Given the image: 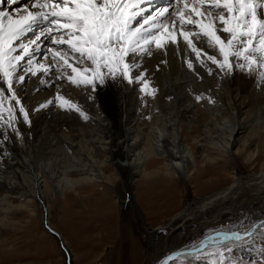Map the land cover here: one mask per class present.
Segmentation results:
<instances>
[{
  "label": "bare ground",
  "instance_id": "1",
  "mask_svg": "<svg viewBox=\"0 0 264 264\" xmlns=\"http://www.w3.org/2000/svg\"><path fill=\"white\" fill-rule=\"evenodd\" d=\"M31 2L32 0L19 2L21 13L26 8L31 10ZM173 6L174 0L171 1L170 11ZM15 7L11 9L13 14ZM164 7L166 6L163 4H151L144 8L158 11ZM191 30L185 28V31ZM32 37L33 34L29 33L24 42L27 43ZM177 39L180 41L179 48L168 43L165 51L156 49L153 45L151 56L137 58L140 67L133 69V75L144 72V80L148 81L147 88L142 81L129 83L120 76L113 79L106 75L103 84L97 81L93 87L59 79L61 72L28 75L24 83H17L15 80V76L23 72L14 74L13 83L20 103L14 105L11 127L0 128V160L14 170V179L19 178L26 186L32 196L30 200L36 198L39 201L43 217L48 219L44 220L47 229L57 232L49 223L47 195H52L55 199L64 198L68 191L84 181L101 180L107 172L106 168L111 166L116 170V177L120 179L126 193L120 200L138 214L139 209L134 198L138 202L146 198V193L140 191L141 183L150 184L151 187L162 184L168 190L170 183L182 175L199 179V168L216 163L220 156L206 152L209 145L223 152L229 151L237 155L238 159L243 158L257 167L253 173L245 175L240 166H235L232 178L224 174L229 183L219 189H215L213 185L214 189H208L210 193L189 203L170 220L186 222L200 216L204 217L206 223L220 226V223L215 222L225 215L231 224L215 229L201 240H194L191 244L174 249L157 264L165 261L169 254L171 255L167 264L173 259L198 264L200 253H212L218 243H228L224 239V236H231L228 233L239 231L243 234L246 229L257 232L255 242H264L260 235L264 233V227H258L264 222V157L261 156L259 145V137H264V115L260 119L253 118L261 110L264 113V81L260 79V72L264 69L259 66H254L251 71L244 68L245 71L240 74L237 71L240 68L235 66V58L231 70H222L204 57L201 59H205V64H201L196 60L195 54L185 46L182 37L178 36ZM194 42L209 55L221 58L217 50L210 48L202 40L194 38ZM51 46L50 42L42 40V54L37 53L34 63L50 62ZM42 56L47 57V61ZM188 59H192L195 70L188 68ZM128 62L131 63V59ZM72 63L76 67H91L86 61ZM209 68L211 72L208 71ZM63 74L72 75L70 69ZM0 85L7 87L2 74ZM57 94L71 100L76 108H62L60 101L56 99ZM7 95L10 94L6 93ZM198 96L205 105L207 102L221 105L217 111L209 112L218 135L212 133V127L206 123L204 117L201 119L203 136L200 141L202 155L199 160L193 147L184 141L181 127L184 122L200 120L196 118L201 109L195 105L199 100ZM148 100H153L154 117L141 124V107ZM48 101L54 102L49 104ZM21 105L28 113L27 119L19 111ZM8 106L10 101L6 100L4 107ZM2 119L8 120L6 111ZM77 170L89 174L85 177L72 176ZM195 170L199 173L196 174ZM174 174L179 178L175 179ZM107 179L111 181V178ZM199 186L201 191H207L202 185ZM9 187L13 191V187L19 188V184L9 182L2 190ZM30 200L22 203V206L32 207ZM3 201L0 200V211L5 215L0 218L1 224L8 222L7 213L18 207ZM2 202L6 205L2 206ZM115 205L112 201L100 208L110 211ZM250 206L256 209L253 211L254 217H248L245 221L246 213L239 212L242 209L246 211L248 207L250 209ZM59 235L63 237L61 232ZM156 235L157 230H154L147 233V238L153 243ZM239 249L248 252L247 247Z\"/></svg>",
  "mask_w": 264,
  "mask_h": 264
},
{
  "label": "snow or ice",
  "instance_id": "2",
  "mask_svg": "<svg viewBox=\"0 0 264 264\" xmlns=\"http://www.w3.org/2000/svg\"><path fill=\"white\" fill-rule=\"evenodd\" d=\"M4 3L16 7L15 14L0 8V74L7 85L6 88L0 85V128L11 127L14 105L20 103L13 83L18 71L23 74L15 76L17 83H24L28 75L61 72L59 79L77 85L95 87L97 81L103 84L106 75H110L129 83L142 81L147 88L144 72L133 75V69L140 67L137 58L151 56L153 45L165 51L168 43L179 48L178 36L201 64H205V59H201L204 57L222 70H231L235 58V66L241 69L251 71L254 66L264 69V0H174L172 11L168 7L146 10L142 5L150 0H32L31 10L26 8L23 13L19 0H0V4ZM29 33L33 37L25 43ZM194 38L217 50L221 58L203 51ZM42 40L52 45L51 60L34 63L37 53L42 54ZM42 58L47 61V57ZM70 60L87 61L91 67H76ZM187 66L195 70L192 59L187 60ZM69 69L72 75L65 76L63 73ZM260 79L264 81V70ZM56 99L62 108H76L64 96L57 94ZM6 100L10 101L7 108ZM5 111L6 121L2 119ZM19 111L27 119L22 105ZM258 227H264V222ZM256 235L254 229H246L243 234L237 231L224 236L228 243H218L209 254L214 257L212 264H245L242 258L232 260L229 254L238 248H250ZM260 235L264 239V233ZM261 255L264 256V244Z\"/></svg>",
  "mask_w": 264,
  "mask_h": 264
},
{
  "label": "rangeland",
  "instance_id": "3",
  "mask_svg": "<svg viewBox=\"0 0 264 264\" xmlns=\"http://www.w3.org/2000/svg\"><path fill=\"white\" fill-rule=\"evenodd\" d=\"M237 71L242 74L245 69L240 68ZM211 103L207 102L205 105L199 99L195 105L201 108L196 115L200 120L181 124L184 141L193 147L198 160L202 155L200 149L203 136L202 117L212 127V133L218 135L209 112L221 108V105ZM138 106L140 107L139 103ZM153 106V100H148L141 107L139 123L143 124L153 119ZM263 115L261 110L253 118L260 119ZM259 145L261 156L264 157V137H259ZM205 150L214 156L217 154L220 156L216 163L199 168V179L183 175L179 178L174 174L175 179H179L170 183L171 187L168 190H165L162 184L151 187L150 184L141 183L140 191L146 193V198L138 202V199L133 197L139 209L138 214L132 212L121 201L120 197H124L126 193L120 179L116 177V170L111 166L106 168L107 172L101 180L84 181L68 191L64 198L55 199L54 196L47 195L49 223L58 234L47 229L45 221L48 219H44L39 201L36 198L30 200L32 196L26 186L19 178H15V181L14 170L0 160V200L18 206L7 213L8 222L0 223V264H157L163 256L174 249L191 244L194 240H201L217 228H225L231 224L225 215L215 222L220 223V226L206 223L204 217L200 216L186 222L170 221L189 203L198 201L206 196V193H210V189H214L213 185L215 189H219L229 183L224 174L232 178L235 166H240L245 175L253 173L257 167L217 147L208 145ZM261 160L259 164L262 163ZM194 172L199 173L197 170ZM87 174L89 172L77 170L72 176L85 177ZM108 177L111 181L107 179ZM9 182L19 184V188L13 187V191L11 187L2 190ZM199 185L207 191H201ZM27 200L32 202V207L22 206ZM112 201L116 203L112 210L103 211L100 208ZM4 205L6 203L2 206ZM250 207L239 212L246 213L245 221L248 217L250 219L254 217L253 211L256 209ZM4 215L5 213L0 211V218ZM154 230H157V235L152 243V240L147 238V233ZM59 231L63 237L59 235ZM262 244L264 242L258 240L250 248L247 247L248 252L237 249L234 254L229 255L232 260L242 258L245 264L249 262L264 264V256L261 255ZM209 254L199 255L198 264H212L214 257ZM170 262L169 264H189V261L182 259H173Z\"/></svg>",
  "mask_w": 264,
  "mask_h": 264
},
{
  "label": "water",
  "instance_id": "4",
  "mask_svg": "<svg viewBox=\"0 0 264 264\" xmlns=\"http://www.w3.org/2000/svg\"><path fill=\"white\" fill-rule=\"evenodd\" d=\"M47 227V226H46ZM49 228V227H48ZM50 231H52V232H54L55 234H58L57 232H55L53 229H50ZM217 233H219V232H217ZM220 234H223V233H221L220 232ZM229 235H231V233H228ZM227 234V235H228ZM170 255L171 254H169L168 256H167V258H166V260L165 261H163L161 264H167V262H168V260H169V257H170Z\"/></svg>",
  "mask_w": 264,
  "mask_h": 264
}]
</instances>
